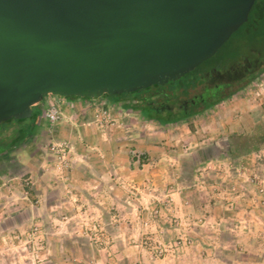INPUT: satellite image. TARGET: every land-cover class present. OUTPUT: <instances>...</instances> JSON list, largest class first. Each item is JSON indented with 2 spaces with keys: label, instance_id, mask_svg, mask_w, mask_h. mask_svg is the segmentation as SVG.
Returning a JSON list of instances; mask_svg holds the SVG:
<instances>
[{
  "label": "rangeland",
  "instance_id": "1",
  "mask_svg": "<svg viewBox=\"0 0 264 264\" xmlns=\"http://www.w3.org/2000/svg\"><path fill=\"white\" fill-rule=\"evenodd\" d=\"M262 18L255 0L212 56L177 81L129 93L181 103L230 83L181 121L159 125L112 102L105 126L92 115L102 148L51 128L19 146L36 104L1 122V147H14L0 157V222L11 223L0 230V264H264V69L246 38Z\"/></svg>",
  "mask_w": 264,
  "mask_h": 264
},
{
  "label": "water",
  "instance_id": "2",
  "mask_svg": "<svg viewBox=\"0 0 264 264\" xmlns=\"http://www.w3.org/2000/svg\"><path fill=\"white\" fill-rule=\"evenodd\" d=\"M255 0H0V123L44 95L97 98L175 81Z\"/></svg>",
  "mask_w": 264,
  "mask_h": 264
},
{
  "label": "crops",
  "instance_id": "3",
  "mask_svg": "<svg viewBox=\"0 0 264 264\" xmlns=\"http://www.w3.org/2000/svg\"><path fill=\"white\" fill-rule=\"evenodd\" d=\"M98 100H103L107 104L116 102L104 96L98 98H85L79 96L64 97L60 95H45L42 102L40 101L39 103H36V106L39 108V110L33 113L29 125L19 130V134L16 136V138H18V142L20 143L19 146L26 144L27 141L30 140L34 134H38L39 131H48V129L51 128V130L55 132V135L64 136L68 134L70 135L73 132V135L68 136L72 137L73 139H75L74 132L77 131L80 134L79 140L91 145L95 144L102 148L106 145V142H104L99 135L101 129L92 122L93 111L90 106L92 101ZM46 102H55L59 108L60 117L54 123H50L45 117L44 109ZM72 123H77V127L72 126ZM12 144L13 143L11 142L7 143L5 145V150L11 146L14 147ZM3 156H5L4 149L0 154V157ZM10 226L11 223L8 221V219H5L4 221L2 220V222H0L1 231Z\"/></svg>",
  "mask_w": 264,
  "mask_h": 264
},
{
  "label": "trees",
  "instance_id": "4",
  "mask_svg": "<svg viewBox=\"0 0 264 264\" xmlns=\"http://www.w3.org/2000/svg\"><path fill=\"white\" fill-rule=\"evenodd\" d=\"M249 13H250V11H249ZM249 13H248V18H249ZM242 25H240V27ZM249 28H250V31L246 36L247 42H248V44H247V49H248L247 56L250 59H256V62L260 63L259 65H261V67H262L260 70H262V69H264V46H262V44L261 45H259V44L264 42L263 41L264 40V18L258 20L257 24L254 23ZM232 58H235V56ZM215 68L220 69V67L218 65L215 66ZM256 73H259V72H256ZM198 78H199L198 76H195V79L190 80L188 83H186L184 85H179V86L174 88L175 90L171 89L170 91L173 90L175 92L185 93L186 90L188 89V87H193L197 82H201V80ZM168 82L171 83L172 81H168ZM152 86H158V84L152 85ZM141 90L142 89H140L138 91H141ZM158 94H159L158 92H156V93L155 92H152V93L146 92V93H142V94L129 95V92H124V93H121L118 95H112L114 97L107 96V95H102V96L110 98L113 101L119 102L121 107L138 110L144 119L149 120V121L154 120L159 125H163V124H166V123L174 121V120L175 121H181L188 116L186 114H180V115L176 116V118H173L174 120H172L171 118L147 116L146 112H143L142 109H140V106H142L140 104L144 103L147 106V104L149 103L148 101L154 97L153 95H158ZM214 101H212V102H214ZM6 121H8V120H6ZM1 146L2 145H0V154H1L2 150L6 148L5 146H3V147H1Z\"/></svg>",
  "mask_w": 264,
  "mask_h": 264
},
{
  "label": "flooded vegetation",
  "instance_id": "5",
  "mask_svg": "<svg viewBox=\"0 0 264 264\" xmlns=\"http://www.w3.org/2000/svg\"><path fill=\"white\" fill-rule=\"evenodd\" d=\"M210 73V69L197 72L195 76H198L201 81H204L205 76ZM248 73V72H247ZM246 73V74H247ZM246 75H244L245 77ZM241 80V77L238 78V81ZM230 83H214L211 86H202L203 90L199 94L193 95L188 100H183L181 103H177L176 99H173V101L166 103V101H161L160 99L163 98V95L161 97H156L159 100L155 101L153 99H150L147 104V106L142 103L140 105V109H142L143 112H146L147 116H156V117H163V118H170L177 114H189L194 109L199 108L202 105H205L209 103L210 101L220 98L223 96L229 89ZM45 96V95H44ZM43 96V98H44ZM42 98V100H43ZM41 100V102H42ZM155 101V102H154ZM177 103V104H176ZM178 105L176 112H172V108L174 105ZM147 107V108H146ZM33 115V113H32Z\"/></svg>",
  "mask_w": 264,
  "mask_h": 264
},
{
  "label": "built area",
  "instance_id": "6",
  "mask_svg": "<svg viewBox=\"0 0 264 264\" xmlns=\"http://www.w3.org/2000/svg\"><path fill=\"white\" fill-rule=\"evenodd\" d=\"M47 95H55V94H47ZM90 106L93 111L94 120L99 126H105L106 121L111 120L112 109L115 107L114 105L107 104L103 100H98V101H92ZM44 114L46 119L50 123L56 122L60 117L59 108L55 102L45 103Z\"/></svg>",
  "mask_w": 264,
  "mask_h": 264
}]
</instances>
